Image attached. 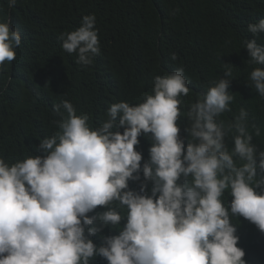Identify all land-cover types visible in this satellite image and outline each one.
<instances>
[{
	"label": "clouds",
	"instance_id": "obj_1",
	"mask_svg": "<svg viewBox=\"0 0 264 264\" xmlns=\"http://www.w3.org/2000/svg\"><path fill=\"white\" fill-rule=\"evenodd\" d=\"M15 4L8 0L9 7ZM95 23L86 15L60 37L62 49L75 53L81 66L100 54ZM247 29L253 36L264 33V19ZM20 44L9 22H0V68L15 59ZM243 47L248 64L264 65V46L252 39ZM183 72L155 76L153 94L139 104H112L95 130L87 115L77 116L62 101L53 106L67 113L57 122L61 132L38 146L46 155L11 166L0 159V264H90L94 256L107 264H246L230 217L241 216L264 233V150L251 143L244 109L232 124L217 120L233 100L230 70L191 105L186 132L194 142L185 145L177 125L179 97L189 93ZM249 80L264 97V68H253ZM233 130L229 149L225 138ZM142 134L152 141L143 165L134 148ZM130 180L140 182L139 192L129 189ZM226 190L232 197L227 208L221 199ZM114 202L126 215L109 207ZM97 206L107 210L87 215ZM122 219L117 235L104 236L99 246L90 239Z\"/></svg>",
	"mask_w": 264,
	"mask_h": 264
},
{
	"label": "trees",
	"instance_id": "obj_2",
	"mask_svg": "<svg viewBox=\"0 0 264 264\" xmlns=\"http://www.w3.org/2000/svg\"><path fill=\"white\" fill-rule=\"evenodd\" d=\"M86 15L95 16L100 54L91 65L81 66L75 53L62 49L60 37L76 30ZM261 19L264 0H16L12 7L8 0H0V22H9L21 38L14 49L15 59L0 68V159L11 166L46 155L38 150L40 141L58 135L57 122L67 118L66 111L61 108V115L54 105L71 103L76 115H87L88 126L95 130L105 122L112 104L143 102L153 94L155 76L181 67L189 87L188 95L179 97L177 120L185 145L194 142L186 132L191 105L230 70L228 91L233 100L217 120L225 126L232 124L244 109L251 143L257 151L264 150V97L249 80L253 68L264 65L248 64L243 47L252 39L264 46V33L253 36L247 29ZM118 131L122 134L123 128ZM234 135L233 130L225 138L229 149ZM150 136L142 134L134 146L142 155L141 165L149 159ZM236 163L239 166L243 161ZM139 183L130 180L128 187L139 192ZM151 187L149 183L148 194ZM221 199L227 208L232 199L229 190ZM109 207L126 215L127 209L117 202ZM106 210L97 206L87 215ZM125 222L122 219L90 239L99 246L104 236L117 235ZM230 223L236 228L237 247L244 251L246 264H264V233L241 216H231ZM90 264L107 261L94 256Z\"/></svg>",
	"mask_w": 264,
	"mask_h": 264
}]
</instances>
